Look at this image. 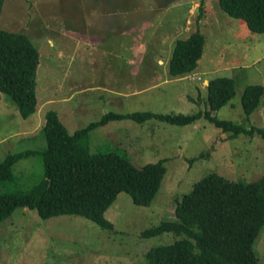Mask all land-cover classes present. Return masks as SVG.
Listing matches in <instances>:
<instances>
[{
    "label": "rangeland",
    "instance_id": "374dc122",
    "mask_svg": "<svg viewBox=\"0 0 264 264\" xmlns=\"http://www.w3.org/2000/svg\"><path fill=\"white\" fill-rule=\"evenodd\" d=\"M201 1L3 0L0 27L25 33L38 49L39 63L36 113L23 117L11 96L0 93V163L31 152L17 161L11 177L0 179V193L28 192L44 177L47 142L41 124L49 110L57 112L69 134L109 112L189 114L207 109L202 77L222 76L233 79L235 94L215 117L263 128V97L247 115L241 95L248 85L264 87V32L228 16L218 0H203L199 8ZM196 24L205 38L202 66L236 68L201 76L197 60L193 81L168 75L174 40ZM229 134L204 117L187 125L151 118L93 127L90 152L117 153L136 167L164 158L165 173L149 204L119 192L103 212L113 228L78 214L44 218L18 206L0 220V264H143L150 246L177 236L167 231L144 237L142 230L169 218L174 201L194 182L211 173L240 182L264 174V139L258 133ZM253 247L264 264V225Z\"/></svg>",
    "mask_w": 264,
    "mask_h": 264
},
{
    "label": "trees",
    "instance_id": "16d2710c",
    "mask_svg": "<svg viewBox=\"0 0 264 264\" xmlns=\"http://www.w3.org/2000/svg\"><path fill=\"white\" fill-rule=\"evenodd\" d=\"M3 0H0V9ZM228 16L241 19L254 32H264V0H218ZM198 7L203 6V2ZM205 38L197 24L187 35L174 40L167 62L171 77L192 72L202 56ZM39 52L23 32L0 27V93L11 96L19 114L37 112L36 71ZM207 88V109L189 114H156L149 111L103 114L95 122L69 134L54 110L44 114L42 131L47 146L42 152L44 177L25 193H0V220L18 206H27L47 218L78 214L101 226L113 228L103 212L121 191L136 204L147 205L165 173L164 158L136 167L117 153L90 152L88 132L109 121L132 119L142 123L154 118L174 125H187L204 117L229 138L240 134L264 139V127H244L213 114L235 94L232 78H211ZM264 99L262 85H248L241 95L247 115ZM31 152L6 157L0 163V179L11 177L14 165ZM203 154V153H202ZM201 154V155H202ZM169 218L144 228V237L171 231L177 238L150 246L143 264H259L253 243L264 225V174L250 182L229 180L211 173L197 180L174 201Z\"/></svg>",
    "mask_w": 264,
    "mask_h": 264
},
{
    "label": "crops",
    "instance_id": "0c3cea01",
    "mask_svg": "<svg viewBox=\"0 0 264 264\" xmlns=\"http://www.w3.org/2000/svg\"><path fill=\"white\" fill-rule=\"evenodd\" d=\"M201 2H204V1L202 0ZM190 9H191V8H190ZM190 9L188 8V9H187V12H189ZM187 21H188V20H185V22H187ZM203 21H204V20H202V22H203ZM204 45H205V44H204ZM198 61H199V67L197 66V64H198V62H197L195 69H197V67H198V69L201 70V74L197 73V74H199V75H201V76H203V75H205V74H209V73L216 72V71H218L219 69H228V68L232 69V68H236L235 64H234V67H233V66H230V67L225 66V67H221V68H219V67H218V68H217V67H212V66H202V60H199V59H198ZM211 78H214V77H210V78H203V77H202L203 80H206V84H205L206 86H207V84H208V81H209ZM206 86H203V85H202V87H206Z\"/></svg>",
    "mask_w": 264,
    "mask_h": 264
},
{
    "label": "built area",
    "instance_id": "2783aa9c",
    "mask_svg": "<svg viewBox=\"0 0 264 264\" xmlns=\"http://www.w3.org/2000/svg\"><path fill=\"white\" fill-rule=\"evenodd\" d=\"M184 78H186V79H188V80H190V81H193L194 80V74H190V73H188V74H185L184 76H183ZM197 79H199V78H201V77H196Z\"/></svg>",
    "mask_w": 264,
    "mask_h": 264
}]
</instances>
